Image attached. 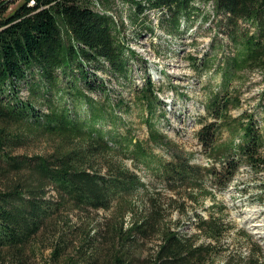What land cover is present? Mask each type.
Masks as SVG:
<instances>
[{"label":"trees","instance_id":"obj_1","mask_svg":"<svg viewBox=\"0 0 264 264\" xmlns=\"http://www.w3.org/2000/svg\"><path fill=\"white\" fill-rule=\"evenodd\" d=\"M120 1L137 16L160 11L170 34L180 32L196 2H211L224 13L219 23L231 50L219 54L212 45L202 57H189L200 76L214 67L203 86L205 114L196 132L208 164L194 162L192 152L158 125L167 111L150 73L130 99L121 91L114 97L99 75L128 82L130 60L139 56L121 38L124 21L112 9L95 8L90 0H21L15 7L0 0V264H36V244L45 237L51 238L45 264H137L139 240L149 236L159 240L149 264H214L232 228L216 192L243 166L264 170V124L255 112H232L243 104L245 75L258 71L264 78V0ZM24 85L31 88L27 97ZM135 106L143 111V138L123 117ZM46 138L54 141L51 150L18 152ZM156 185L173 194L149 193ZM260 188L264 192V183ZM141 191H148V200L139 207ZM207 197L215 201L208 216L193 212L198 233L210 242L198 243L169 216ZM101 210L109 211L104 221ZM128 215L134 216L130 224ZM245 237L249 254L224 264H264L262 247Z\"/></svg>","mask_w":264,"mask_h":264},{"label":"rangeland","instance_id":"obj_2","mask_svg":"<svg viewBox=\"0 0 264 264\" xmlns=\"http://www.w3.org/2000/svg\"><path fill=\"white\" fill-rule=\"evenodd\" d=\"M11 1H13L11 7L21 2V0H9ZM90 2L98 9H112L111 13L120 22L121 19L124 21L120 36L139 53V56L130 60L132 79L128 82L122 81V85L118 84L110 74L98 72L106 79L109 87L115 90L113 96L117 97L121 91L124 97L130 99L134 94L133 89L140 87L145 76L150 73L156 84L163 89L159 91V95L164 100L163 108L167 111L166 118H162L158 125L187 151L192 152L194 162L208 164V160L201 152L196 132L201 127L200 120L205 114L203 103L206 90L203 86L207 82V75L214 72V67L203 70L200 76L192 68L189 57L191 55L202 57L205 52L213 49L212 45H215L216 50L220 49L219 54L231 50L229 38L223 32V27L220 28L219 23L225 18L224 13H217L211 2H196L195 6L198 9L190 19L183 21L180 32L170 34L168 26H162L159 21L160 11L148 10L145 15L137 16L129 5L123 4L120 0H111L110 3H107V0H90ZM219 43L223 44L222 48H219ZM245 79L242 84L243 104L232 112L235 115H239L243 110L255 112L256 118L264 124L263 75L258 71H250L245 75ZM171 85L175 86V90L170 87ZM29 89L31 88L27 85L23 86V97L29 95ZM142 113L140 107L135 106L130 114L123 116L140 138L147 135V128L141 120ZM53 143L54 141L49 138L42 139L30 146L20 148L18 152L43 153L51 150ZM130 163L128 161V164ZM139 173L142 179L148 182L149 176L145 169L140 170ZM263 183L264 170L254 173L247 166H243L228 188L216 192L215 201L226 206L223 216L232 228L220 243L214 264H224L228 260L235 261L246 257L250 251V242L245 237V233L250 234L252 239L259 243L264 255V192H261L262 188H260ZM152 187H156L157 190ZM148 191L151 194L161 191L165 197L173 194L169 189L159 185L149 187ZM148 191L138 193L135 198L137 206L140 207L147 202ZM215 201L207 197L201 198L196 205L188 202L185 211L172 210L169 218L176 221V226L184 234L193 235L198 243L210 242V239L198 233L193 211L207 217L208 208L212 209L211 206ZM98 213L100 221H104L109 215V211L101 210ZM71 219L72 223L78 221L75 214L71 215ZM132 219L134 216L128 215L126 223L130 224ZM50 242L51 238L45 237L36 244V264L47 263L51 253ZM158 243L157 236L141 238L139 251L142 258L137 264H149ZM68 254L71 255L73 252L70 251Z\"/></svg>","mask_w":264,"mask_h":264}]
</instances>
